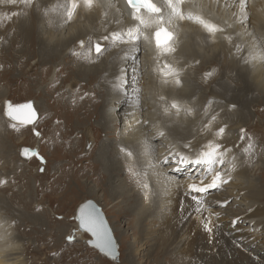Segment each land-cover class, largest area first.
<instances>
[{
    "label": "bare ground",
    "instance_id": "6f19581e",
    "mask_svg": "<svg viewBox=\"0 0 264 264\" xmlns=\"http://www.w3.org/2000/svg\"><path fill=\"white\" fill-rule=\"evenodd\" d=\"M156 1L158 6L164 4V0ZM77 4L73 10V0H0V35L10 36V50L0 51V61L9 59L3 55L14 47L21 48L19 52L25 54V60L13 58L22 71V81L29 86L45 83L49 88L59 82L62 74L63 86H58L56 96L61 93L64 101L71 96L75 117L80 120L85 117L83 113L91 114L100 123L98 128L106 132V139L92 161V166L97 167L93 175L98 178L102 175L105 197L113 200L122 197L121 202L128 201L130 205L115 203L114 211L109 210L117 218L112 232L126 241L122 228L128 224L136 233L137 229L141 231L137 234L145 236L149 244L154 232L148 222H158L162 231L169 227L167 241L183 246L180 252L186 249L192 256L201 255L203 246L210 244L214 264L225 259H229L226 264H264V194L258 183L250 181L254 159L251 151L255 143L263 141L259 138L262 128L257 129L256 136L254 131L248 132L250 125L245 123L253 107L264 105V0H182L178 8L183 18L173 16L167 22L174 36L170 43L159 48L152 40L155 24L141 25L123 0H93L91 7L85 0H77ZM144 19L148 20L147 14ZM130 27L141 29L139 40L128 38ZM80 38H87L90 45L80 50L69 47ZM97 42L106 44L105 51L116 47L102 58L104 51L97 56L92 50ZM157 63L164 74L155 72L160 69ZM173 64L188 70L187 76L183 74L187 78L179 85L175 83L177 75H168ZM38 67L36 75H26ZM209 70L213 71L210 77L206 75ZM205 85L210 87L209 91L201 90ZM87 90L91 92L89 95L94 93L88 99ZM173 96L178 99L179 109H170L169 99ZM210 97L229 101L235 107L210 104ZM186 100L196 101L198 108H205L207 113L195 116L194 109L189 108L192 103ZM42 111L52 116L51 108ZM80 124L82 127L83 123ZM84 125V133L94 130V124L84 122ZM221 129L226 130L227 136L221 137ZM40 132L31 148L32 157L35 153L43 157L44 138ZM240 132L247 134L244 139H240ZM173 137L183 141L193 139L194 150H188L187 141L176 144ZM213 140L217 144L211 145ZM9 143L8 137L0 142V162L11 157ZM57 168L60 171L62 166ZM142 168L147 171L146 181L136 185L142 178ZM10 173L18 174L22 180L25 176V171L21 174L19 169ZM4 175L0 174V181ZM65 178L62 174L55 183L62 187ZM25 185L21 190L26 195L19 197L24 205L29 194ZM14 190L9 185L0 192V264L22 262L9 258L19 247L2 211L7 206L2 197L10 196ZM13 205L6 211L19 210ZM202 216L198 225L196 220ZM119 217H127L129 222L122 227ZM79 229L68 240H84L89 244L93 237L82 238L85 231ZM139 251L138 247L131 251L135 260ZM161 253L160 257L170 256ZM174 258L172 255L171 259Z\"/></svg>",
    "mask_w": 264,
    "mask_h": 264
},
{
    "label": "rangeland",
    "instance_id": "374dc122",
    "mask_svg": "<svg viewBox=\"0 0 264 264\" xmlns=\"http://www.w3.org/2000/svg\"><path fill=\"white\" fill-rule=\"evenodd\" d=\"M9 6L13 5L11 4ZM9 18H11V15L7 19ZM1 30L2 26L0 27V32ZM0 39L3 41L2 44L0 42V51L8 52L10 50V48L8 47L10 36H3L1 34ZM79 40L85 41L82 47L78 45ZM87 40V38H80L75 43H72L69 47L76 46V48L80 50L81 48L85 47L86 44L90 45V42H87ZM97 43L101 45V50L98 53L93 51V53H95L97 56H100L104 51L101 55L102 58H105L107 53L112 51L116 47L114 45L112 47H109L108 50L105 51L104 47L106 46V44L100 42ZM20 49L17 50L14 47L13 51L9 53L10 55H12V57H10L9 54L3 55L4 58L9 57V59H4L5 61L3 62L0 61V127L4 128L3 131H0V140L3 142L7 140L8 137L10 142L9 144L11 145L9 148H7L11 152V157L9 158V160L8 157H6L4 161L0 162V174H6L4 175L5 178L2 180L4 181V183H0V192L6 189V187H9V185H13L15 187V190L13 192H10V196L9 194H5L6 196L4 194H1L4 195L2 198L6 201L5 204L7 205L4 206V210L2 211L4 212L5 218L7 219V224L12 230L14 239H16L17 241L15 242V245L19 247V249L15 251V254L10 255V260H17L19 258V260L22 262L18 264H214V251L212 250L213 246H211L209 243L208 246H206L205 244L203 246L204 253L201 255L195 253V255L192 256L186 249L184 250V252H180L183 246L181 247L177 244H172L167 241L168 237L166 236V233L168 235L169 227L165 226L162 231L159 229L158 222H148V227L154 233L152 235L153 239L150 240L149 244H146V237L144 236L143 238H141L142 236L137 234L141 231L137 229L136 233V229L131 226L129 227L128 224L123 227L126 221L129 222V219L127 217H121L120 219L119 217L120 221L122 222L121 226L123 227L121 228L125 231L127 238L126 241H123L120 239L117 233L113 232L119 251V255L116 259H112L104 253V255L101 254V252L96 247L89 245L88 242L85 243L84 240H68L70 238H73V235L77 232V229H79L76 218V211L79 205L85 200L92 199L101 207L106 215L110 227H113L115 225V221L117 219L114 213L109 212V210L114 211V204L118 203L120 206L130 205L128 201L121 202V200H123L122 197L115 200H113V198L111 197H105V192L101 189L102 175H99V178L93 175V171L95 170L96 166H92L94 165L92 161H95V155H97V153L99 152V148L101 147L107 136L106 132L98 128V126H101L100 123L95 120L94 117L91 116V114L89 116H86L88 113H83L85 117L81 118L80 120L79 118H76L73 112V98H71V96L68 97L69 99L65 98L64 101L63 98H61L60 93L58 95L60 96L58 99V96H56V92L58 91V88L60 86H63V81L61 80H63L64 76L62 74H60L59 76L60 83H53L49 85V88L45 87V83L41 85L35 83L32 86H29L28 83H24L22 71L18 67V65H16V60L14 59L16 58L21 62L25 60V54L19 52ZM140 54L143 55V53ZM11 58L13 60H11ZM189 67L191 68V66ZM27 68H29V66ZM180 68H177L173 64V67L170 66L171 71L168 75H177L178 79L181 80L182 83V79L187 78L184 75L187 74L188 70L185 69L186 67L183 68L180 66ZM37 71H40L39 67L35 71H31L26 75H29L28 77H31V75H33L34 73L36 75ZM158 71L155 72L158 74H164L161 67ZM178 71L184 72H181V75ZM58 73H61V71H59ZM192 73H188L189 76ZM209 73L210 75H207L208 77L212 76L213 71L209 70ZM211 79H214V77ZM186 84H188V82H186L184 85L186 86ZM201 90L209 91L210 87H208V85H205L204 87H201ZM47 91L49 92V94ZM176 91H179V89ZM90 93L91 92L87 90V99L89 98V96L94 95V93L89 95ZM169 100L171 109L173 108L172 104H177L178 101L176 100L178 99H175V96H173ZM26 101H33L35 108L38 111L39 117L34 124L17 123L6 118L3 111L5 105L20 104ZM187 102H189L190 104L192 103L191 105H189V108L194 109V111L192 110V112H194L195 116L199 115V113H207L205 108H198V103L196 101L191 102L189 100ZM209 102L210 104H225L230 108H234L232 107L233 105L235 106L234 103L219 100L214 97H210ZM256 104L257 102H255L253 105ZM206 106L210 107L209 103H207ZM213 107L215 108L217 107V105ZM42 108L45 109V111L51 108L52 116L49 117L50 114H44ZM192 118L193 117H191V119ZM84 122L87 125L94 124V130L92 132L86 131L84 133ZM80 123H83L82 127L79 126L81 125ZM125 123L126 121L122 122L121 126H123ZM245 123H249L250 125L248 128V132L252 133L254 131L253 133H255L256 136H258L257 129L262 128V132H259L261 134L259 138L260 140H263L261 143L264 144V105L262 106V108H257L256 106L253 107V109L250 111L249 118L245 121ZM68 125H71L73 130ZM39 130L42 131L44 138V142L42 143L43 147L41 148V155H43V157L39 155H37V157L36 153L33 157H31L30 160H26L22 156L20 157L18 148H34V140H36L37 138L39 139V136L41 135V132ZM219 132L221 134V137L227 136L226 130H220ZM87 134L91 135L93 139L92 145L94 144L90 147V150L86 148ZM169 135L171 137L173 136L170 133ZM238 135L240 136V139H244L247 134L245 132H240L238 133ZM172 139L176 144H178L179 142L183 143L187 141V147L189 146L188 150H194L191 144L193 139L184 141L183 138L177 139L176 137L174 139L173 137ZM211 142H213L211 143V145L217 144L215 140ZM73 143L74 145L77 144V146H73ZM158 143H161V141H158ZM261 143H255L254 149L251 151L254 159L251 162L252 171L250 173V181H253L255 184L258 183L264 194V148H262ZM204 148L205 147H201L200 149ZM221 150L222 149H219L218 151ZM196 151L199 152V149H196ZM156 152H158V149H156ZM20 159L23 160L22 162L24 163H19L21 161ZM59 166H62L60 170L61 174H59L60 171H57V167ZM143 168L147 167L143 166ZM143 168L141 171L142 178L135 183L136 185H138V182L142 183L143 181H146L145 177L147 178V176H145V173H147V171H145V169ZM18 169L19 173L21 174L25 171L23 180L19 177L18 174L10 173V170L13 171ZM62 174L66 175V178L65 184L60 187L55 182L57 181V179H60V176ZM125 174L126 173H124L122 177H124ZM102 182L105 181L102 180ZM24 185L26 186L25 191L29 193L26 196V205H24L25 203L19 202L20 195H26L22 193L21 190L22 188L24 190ZM27 186L29 187L28 189ZM130 186L132 185H129L128 187L130 188ZM14 197H17V199L15 198V200H12ZM129 199L131 200L133 199V197ZM13 204L17 205L19 207V210H17L16 212L13 210L14 212L12 211L11 213L7 212V208L9 209L10 207H14ZM0 206L2 205L0 204ZM148 207H150V204L148 205ZM202 220L203 216L200 219L197 218V224L200 225ZM82 238L91 239L92 236L85 231ZM134 241H138L139 244L138 242ZM195 246L198 247V244H196ZM136 247H138L141 252L139 251V253H136V255L140 254V256H137V259L135 260L131 256V251ZM161 252H167V255L170 256L160 257L158 253L162 254ZM172 255L175 256L174 259H171ZM181 257L184 259L179 260L178 258ZM228 261L229 259L222 260L220 264H226V262Z\"/></svg>",
    "mask_w": 264,
    "mask_h": 264
},
{
    "label": "water",
    "instance_id": "95a60500",
    "mask_svg": "<svg viewBox=\"0 0 264 264\" xmlns=\"http://www.w3.org/2000/svg\"><path fill=\"white\" fill-rule=\"evenodd\" d=\"M154 32L152 39L154 45L156 46ZM78 45L82 47L84 45V40H79ZM96 45L99 44L94 43L93 50L94 52L98 53L96 50ZM3 111L6 118L17 123L34 124L39 117L38 111L36 110L33 101L5 105ZM92 143L93 139L91 135L87 134L86 148L90 149ZM20 155L24 159L29 160L32 157V150L29 147H21ZM76 218L80 229L88 232L93 237V239L89 240L90 245L96 247L99 251L106 253L111 258L118 257V245L113 235L112 229L105 213L94 200L88 199L81 203L76 211Z\"/></svg>",
    "mask_w": 264,
    "mask_h": 264
},
{
    "label": "snow or ice",
    "instance_id": "6c2138e0",
    "mask_svg": "<svg viewBox=\"0 0 264 264\" xmlns=\"http://www.w3.org/2000/svg\"><path fill=\"white\" fill-rule=\"evenodd\" d=\"M85 3L88 7H91L93 4V0H85ZM127 3L130 8L133 10V18L140 22L141 25L155 24V43L159 48L162 45H167L173 38V33L169 31L165 25L169 20L175 16L177 19H182L183 16L178 8V5L182 3V0H164V4L162 6H158L155 3V0H127ZM78 7L77 0H73V10ZM148 15V20L144 19V14ZM69 18L73 16V12L70 11L68 13ZM141 29L137 28H128L127 36L131 40H139ZM114 36L117 37V34L114 33ZM119 37H123V34H120ZM145 39H149V37L145 36ZM96 50L99 52L101 50L100 45H96ZM171 51H175V49H170ZM206 75H210V73H206ZM176 84H181V80L176 79ZM173 108H179L176 103H173ZM232 107H235L234 105ZM223 131V129H221ZM0 183H4V181H0Z\"/></svg>",
    "mask_w": 264,
    "mask_h": 264
}]
</instances>
